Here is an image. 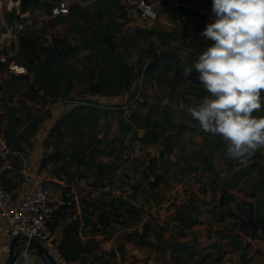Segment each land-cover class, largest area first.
Wrapping results in <instances>:
<instances>
[{"label": "crops", "instance_id": "obj_1", "mask_svg": "<svg viewBox=\"0 0 264 264\" xmlns=\"http://www.w3.org/2000/svg\"><path fill=\"white\" fill-rule=\"evenodd\" d=\"M136 1L82 0L77 3L78 8L74 12L54 18L46 7L36 4L19 13L13 0H5L3 5L16 7L12 19H9L8 9H0V59L6 57L5 61L0 62H14L8 48L15 47L16 43L17 51L20 52L17 39L20 35H38L41 39L30 23L35 24L43 17L56 22H69L67 29L70 28L72 32L63 27L64 23H57L53 25L55 32L51 34L65 38L71 44L65 36L77 33L78 40L72 42L78 46L76 55L82 56L89 52L87 45L91 29L99 20L117 40L119 52L136 70L144 61H149V71L145 76L149 95L142 98L139 108L129 115L131 119L123 112L111 116L112 110H107L110 105L103 101L131 96L134 85L113 95L84 89L81 99L93 103L99 109L94 110V114L90 112L84 115L85 111L81 110L73 115L72 121H76V128L82 125L83 132L77 134L78 129L74 127L75 130L71 129L70 132L76 138H71L77 141L75 146L78 142L83 143L80 138L87 135L89 141L86 144L93 142L95 149L88 150L83 156H74L69 151L65 158L60 159L58 176H53V187H47L55 206L51 220L54 234L48 243L41 244L55 262L49 260L36 244L19 241L16 245L18 255L13 264H91L94 260L104 264H125L127 260H131V264H264V237L258 235L249 238L246 231L240 229V217L233 215L239 214L237 206L241 204H252L254 218L262 214L258 204H263L264 199V147L258 148L251 156L229 158L222 136L203 131L197 120L188 112H185L186 117L181 110L188 105L182 104L180 96L192 97L189 103L195 104L207 94L199 80L193 82L190 78H197L195 69L189 75L184 73V68L192 64L210 42V39L206 40L201 35L204 28L202 18L194 10L180 5L184 0H145L157 14L156 18L148 19L141 14ZM165 3L178 6L184 11L183 15H172ZM20 19L25 20V25L13 36V28ZM40 22L36 23L42 24ZM2 49L8 52H1ZM177 69L181 82L175 88H170L167 81ZM95 71L93 67L94 75ZM10 74L18 75L14 72ZM89 79V74L84 72L77 81H83L87 87ZM154 84L162 85L166 92L152 95L155 92ZM72 89L68 96L73 93ZM24 90L23 99L37 105L38 102L32 100ZM9 91V97L18 92ZM76 106L73 103L65 110L52 108L35 133L42 129L41 124H49L52 116L45 137L49 136L57 122L60 129L65 131L70 116L67 113ZM179 112L184 116L182 122H176ZM254 114H264V107ZM102 118L106 129L116 131L109 151L104 147L98 148L97 143L102 136L97 137L92 133L100 128ZM93 123L96 126L91 131ZM131 132L138 137V133L145 135V138L148 136L149 143L146 144L149 147L145 153L148 159L144 156L129 159L135 146H140V142L144 145L147 141L137 138L139 141L134 143L128 140ZM182 132H187L196 142L184 147L178 142ZM94 140H97L96 144ZM218 158L222 159L219 163L223 165H217ZM7 161L8 158L0 164L2 181L15 194L21 195L36 183L43 182L40 176H26L27 180L23 182L19 178L16 180L14 176L8 175L7 167L4 168ZM165 162H176L179 167L168 173ZM180 169H184L187 176L192 175L193 180L185 183L178 181ZM76 179L81 181L76 183ZM124 180L132 183L129 189L126 188L127 184L119 185ZM118 188L126 189L120 191ZM224 189L226 192L221 204L220 197ZM143 194L144 198L141 197ZM72 210L75 211L73 214ZM108 212L115 214L120 226L112 237L107 231L100 234L95 230ZM118 234H121V244L116 247ZM12 238L6 231L5 221L0 219V264L8 261ZM66 239L80 244L76 257L63 254L60 245ZM96 256L100 258H93Z\"/></svg>", "mask_w": 264, "mask_h": 264}, {"label": "clouds", "instance_id": "obj_2", "mask_svg": "<svg viewBox=\"0 0 264 264\" xmlns=\"http://www.w3.org/2000/svg\"><path fill=\"white\" fill-rule=\"evenodd\" d=\"M213 19L204 47L185 75L196 70L207 94L186 111L200 128L220 134L229 158L264 147V0H211Z\"/></svg>", "mask_w": 264, "mask_h": 264}, {"label": "rangeland", "instance_id": "obj_3", "mask_svg": "<svg viewBox=\"0 0 264 264\" xmlns=\"http://www.w3.org/2000/svg\"><path fill=\"white\" fill-rule=\"evenodd\" d=\"M14 3L18 6V9H19V5L17 4V2L14 1ZM4 9H6V10L8 9L9 12H12L13 14H14L13 10H15V11L17 10L16 7H14V6L9 7V5L7 7H4ZM5 15H7V13ZM9 19H12V18H9ZM40 21H42V24L36 23V22H40ZM57 23H64L62 25L66 29L68 28L67 26L69 25V22L66 20H58L56 22L54 20L47 19V17H43L41 19L39 18L37 21H35V24L30 23V25L34 26L35 31L39 32L38 34L41 36V39L39 38L40 42L46 41V43H49V41H48L49 35L51 34V32H53V31L55 32V30H53L52 28H54L53 25L57 24ZM76 23L77 22H75V24ZM72 24H73V22H72ZM39 25H42V27H40ZM0 28H2V27H0ZM67 30L70 31L71 29L69 28ZM70 32H72V31H70ZM65 37L67 38V40L71 44H72V42L78 40L77 33H75L73 35L65 36ZM17 39L19 40V38H17ZM15 41H16V39H15ZM11 44L13 45V40L11 41ZM73 44H76V43H73ZM17 45L18 44L15 43V47H9L8 48L9 50H11L10 58L13 59L15 63L22 62V64H25V62H26L28 64L27 61L23 60V56L22 57L20 56V54L22 55V52L17 51V48H18ZM19 45H20V42H19ZM1 52L7 53L8 51L2 49ZM5 59H6V57H5ZM81 59H82L81 55L80 56L76 55V57L74 58V61L80 67H86L87 64H84ZM143 64H142L141 68L143 67ZM25 66L27 67L26 64H25ZM6 67H7V70L9 71L7 64L4 62H0V137L7 138V140H8L7 147L9 149V151L7 153V158H8V161L6 163L7 165L4 168L7 167L6 171H7L8 175L10 174V175L14 176L16 178V180H17V178H19L21 182L27 180L26 176L34 177V178L40 176L41 177L40 180H43L44 184L47 187H49V188L53 187L52 183L55 182L53 176H55V175L58 176V164L62 160L61 158H65L67 156V154H69V151L71 153H73L74 156H79V155L83 156L84 154H86L88 152V150L93 151L95 149V147H93V145H92L93 142H91V143L89 142L88 144H86L89 141V136H87V135L80 138V140L83 142V143H80L81 145L78 142L77 143L78 145L74 146L75 142H77V141L72 140L71 136L76 138V135L71 134V136H67V134L65 133L66 130L62 131V133L59 135V133H57L55 130L52 129L51 132L49 133V136L45 137L46 131L48 129L47 127L50 125L51 121L53 120L52 119L53 116L50 117V119H49L50 123L49 124L48 123L46 125L41 124L40 127L42 129H39L36 133H35V130L40 125L41 121L43 122L45 120V117H48L50 115V110L52 108L54 110V109H56V107H60L62 110L63 109L65 110L70 105L68 103V100H70V99L76 100L75 103H78L79 100H83V99H81L82 95H83L82 92L84 91V89H86V86H84L83 81L82 82H80L81 80L76 81L74 86H73V89L71 90V92H73V93L70 96L58 95L56 98H49L44 102L39 101L37 103V105H35L30 101L24 100L22 97V95H23L22 90L28 89L29 83H30L29 81H27L25 79H21L20 81H16L13 79V81L11 83L17 84L18 86H20V90L18 92H15L12 95V97H11V95L9 97L10 91L8 92V90H6L2 86L3 79L5 77L10 78L12 76L10 74L11 71L8 72L6 70ZM27 69H28V67H27ZM146 69L148 70L147 67H146ZM27 72H28V70H27ZM11 73H13V72H11ZM134 86H135V84H134ZM161 86L162 85L156 86L154 84L153 85V91H155V92H152V95H154L155 93L163 94L164 92H166L165 90L162 89ZM60 90L62 91L63 87H61ZM146 95H149V88L147 86L146 79L144 77L142 85H140V87L137 85V88H136L134 95L117 97L116 99L103 101V103L111 106V108H109V107L107 108V110H112L111 114H110L111 116H116V114L123 112V113H125L126 117H128V119H131L129 117V115L132 112L135 113V111L140 106V101ZM182 96L186 97L187 99L185 100L184 98H182ZM182 96H180L182 104L184 106H185V104L189 105L190 104L189 103L190 97L185 96V95H182ZM146 98H148V97H146ZM12 108H16L17 109L16 113L20 114L23 117L28 116V112H33L34 113L33 117H31L28 121L35 119L36 123H37L36 128L32 127L29 130L25 131V130H23L25 123H21L20 127L7 130L8 121H9V118L7 116V112L11 111ZM181 110L186 115V113H185V112H187L186 109L183 108ZM183 113L179 112L178 114H176V116L178 115L176 117V122H178V121L182 122L184 120V116L182 115ZM181 115H182V117H181ZM186 117H187V115H186ZM111 119L113 121L114 117H112ZM162 119L164 122L165 121L164 118H162ZM46 121H47V119H46ZM104 122H105L104 118H102V120L100 121V124H99L100 128H98L97 132L94 130V132H92V133H95V135H97V137L102 136L101 141H99V143H97V140H94V142L96 141L95 144L97 143L98 148L101 149L104 147L103 149H106L109 151L110 146H112L110 144H112V141H113L112 140V138L114 136L113 134H115L116 131L112 130L111 128L106 129ZM138 135L141 138L138 137L137 135H135V133L131 132V134L128 135L127 139L132 140V142H134V143L136 141H139V140L145 141L144 139H146L147 141H145L144 145L140 142V146H135L134 150L131 151V155H130L129 159L135 160L134 158H137L139 156H144L146 159H148V155L145 154L147 152V148L149 147V145L146 144V143H149V140L147 139L148 136L146 135V138H145V135L141 136L140 133H138ZM179 137H180V139L178 142L181 143L184 147H186V146L190 147L193 145V143L196 142L193 138H191V136H189L187 134V132H182V134ZM70 140H72V141H70ZM183 149H182V151H183ZM105 152H107V151H105ZM140 160H142V159H140ZM138 161H139V159H137V162ZM219 161H222V159L218 158L216 160V163L218 162V164H217L218 166H221L224 164V163H219ZM2 162H4V161L0 160V164ZM128 165H129V163H128ZM165 167H167L166 171L168 173H172L178 169L179 164H177L176 162H165ZM160 169H162V167ZM183 171H185V170L184 169L178 170V178H179L178 181H181L183 183H185L187 180L192 181L193 180L191 178L192 175L187 176L185 174V172H183ZM56 176H55V178H56ZM65 178H67V177H65ZM76 180H77L76 183L81 181L78 179H76ZM21 182H18V183L20 184ZM194 182H196V181H194ZM124 184H127V187H126L127 189H129L130 186H132V183H130L127 180H124L123 182L119 183L120 186L124 185ZM62 186H65V184L64 185L62 184ZM126 188H118V189L120 191H122V190H125ZM49 191H50V189H49ZM144 196L145 195L143 194L141 197L144 198ZM258 209L261 212H264V199H263V204H258ZM74 212L75 211L72 210L71 214H73ZM118 222L119 221L116 220V218H115V214L108 212L103 217V222L100 223L101 225H96L97 229L95 228V230L99 231L100 234H103L107 231V232L111 233V235L109 237H112L115 234V231H116L115 229L117 227L118 228L120 227V226H118ZM263 226H264V222H263ZM120 237H121V234L116 235V240H115V242H116L115 246L116 247H118L121 244V242H120L121 238ZM93 258H100V257L96 256ZM131 262H132L131 260H127L124 263L125 264H131Z\"/></svg>", "mask_w": 264, "mask_h": 264}, {"label": "trees", "instance_id": "obj_4", "mask_svg": "<svg viewBox=\"0 0 264 264\" xmlns=\"http://www.w3.org/2000/svg\"><path fill=\"white\" fill-rule=\"evenodd\" d=\"M13 1L17 2L19 5V13H21L34 4H38L39 7H46L49 11L53 0H44L41 3H39V0ZM165 6L172 15L182 16L184 13V11L178 6H170L166 3ZM77 8V3L71 4L69 13L74 12ZM8 16L9 18H12L14 14L9 12ZM48 41L49 43L40 42L38 35L29 36L27 34H22L19 36L21 47L20 52H22L23 60L28 62V64L25 62L28 67V72L24 74L12 75L9 79H5L2 86L6 90L18 91L20 86L12 84V80L14 79L16 81H20L21 79H25L30 82L28 89L24 90L25 93L35 102H44L47 99L55 98L58 95H68L70 89L74 86L75 81L79 80L83 76V73L86 72L90 77L89 84L85 89L87 91L113 95L118 94L135 84V89L132 92V95L135 93L137 88V77L141 70V66L145 61L141 64L138 70H136L133 65L129 64L125 60L124 56L119 52L117 40L110 34V32L107 31V27L103 22L98 20L94 23V26L91 29L87 45L89 52L82 55L83 62L87 64L86 67L81 68L74 61L76 55L75 52L78 48L77 44H69L65 41V38H59L55 34H50ZM211 42L212 41L210 40L209 43ZM160 52L161 50L156 52V54ZM89 64L91 65L89 66ZM144 64L145 77L149 71V61L147 60ZM93 67L96 69L95 75L93 74ZM179 72V69H177L174 72L173 77L167 81L170 88H175L181 82L182 78L179 76ZM190 78L193 82H198L196 77L190 76ZM61 87H63L62 91L60 90ZM182 97L186 99V97ZM73 103L75 102H69V104ZM75 104L77 106L67 113V116L70 115L68 119V126L65 129L67 136H71L72 132H70V130L74 129V127L76 128V121H72L74 114H78L81 110L85 111L83 112L84 115H87L90 112L94 114V110L99 109L94 105H88L80 102ZM7 114L9 118L7 130L20 127L21 123H25L23 127V130L25 131L32 127L36 128L37 126L35 119L28 121L31 117H33V112H28V116H26V118L16 114V110L12 108V110L7 112ZM96 116L97 115L95 114V118ZM93 125L94 126L90 128L91 131L96 126L94 123ZM77 129L79 132L77 134L83 132L82 125L79 128H76V130ZM53 130L59 133V135L63 131L59 127V122H57V124L53 127ZM225 192L226 190L224 189L220 197L221 204H223ZM237 210L239 214L233 213V215H238L240 217V229L242 231H246V235L249 238H253L258 235L264 237V212H262L260 216L254 218L252 204H248V206L242 204L238 205ZM261 221L263 222L261 223ZM258 231H260V234H258ZM60 248L64 255L71 254L76 257L79 254L80 244L66 239L60 245ZM242 260H244V257ZM102 264L104 263L102 262Z\"/></svg>", "mask_w": 264, "mask_h": 264}, {"label": "built area", "instance_id": "obj_5", "mask_svg": "<svg viewBox=\"0 0 264 264\" xmlns=\"http://www.w3.org/2000/svg\"><path fill=\"white\" fill-rule=\"evenodd\" d=\"M4 1L0 0V9L4 7ZM44 0H39V3ZM82 0H53L48 13L51 17L67 15L69 13L70 5L73 3H80ZM183 7L194 10L201 18L204 27L206 22L213 19L211 12V2L209 0H184L180 2ZM136 6L140 9L141 14L148 18H156V12L151 8L150 4L145 0H137ZM25 25V20L20 19L18 25L13 28V36L17 35L18 30ZM5 61V57H1ZM8 69L16 74L27 73L25 64H18L15 62L7 63ZM144 68H141L137 77V85L140 87L144 80ZM134 95V94H133ZM76 100H68L75 102ZM80 103L94 105L85 100H79ZM111 108V106H108ZM7 138L0 137V160H7ZM55 206L53 205L47 186L43 182H38L29 189L23 191L21 195L15 194L7 188L2 181V174L0 169V219L5 221L6 231L11 237L26 236L33 238L42 244L48 243L53 237V229L51 227V220ZM91 264H102L99 260H94Z\"/></svg>", "mask_w": 264, "mask_h": 264}, {"label": "water", "instance_id": "obj_6", "mask_svg": "<svg viewBox=\"0 0 264 264\" xmlns=\"http://www.w3.org/2000/svg\"><path fill=\"white\" fill-rule=\"evenodd\" d=\"M19 241H27V242H32L34 244H36L42 251L43 253L45 254V256L49 259V260H52L53 263L55 262L52 257L48 254L47 250L42 246V244L33 239V238H27L26 236H23V235H20V236H13L12 238V242H11V245H10V254H9V258H8V261L6 264H13V262L15 261L17 255H18V251H17V248H16V245Z\"/></svg>", "mask_w": 264, "mask_h": 264}]
</instances>
